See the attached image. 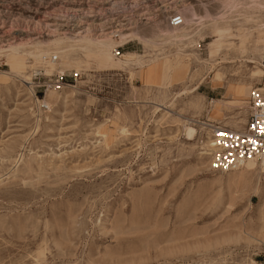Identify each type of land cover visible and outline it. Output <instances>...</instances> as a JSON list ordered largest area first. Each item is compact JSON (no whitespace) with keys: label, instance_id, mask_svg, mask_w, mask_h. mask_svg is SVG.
I'll return each mask as SVG.
<instances>
[{"label":"rangeland","instance_id":"1","mask_svg":"<svg viewBox=\"0 0 264 264\" xmlns=\"http://www.w3.org/2000/svg\"><path fill=\"white\" fill-rule=\"evenodd\" d=\"M114 1L0 0V264H264V167L211 170L199 124L243 128L264 0H184L177 30L143 16L122 57L81 41L112 38ZM135 53L149 75L117 61ZM33 68L81 77L37 91Z\"/></svg>","mask_w":264,"mask_h":264},{"label":"built area","instance_id":"2","mask_svg":"<svg viewBox=\"0 0 264 264\" xmlns=\"http://www.w3.org/2000/svg\"><path fill=\"white\" fill-rule=\"evenodd\" d=\"M182 1L184 0H115L113 10L116 11L112 14L108 13L111 16L102 22V24L108 22L112 24H106L107 26L103 31H114L110 34L113 35V38H118L120 33L130 29L136 23V19L149 14L151 17L148 18H154L155 16L152 17V15L158 16L163 8L167 9L168 13V21L165 27L170 30H177L186 22L185 13L178 10L175 5ZM113 18L117 19L112 20ZM120 19L124 20L119 21ZM119 23L124 25L115 27ZM109 26L111 27L108 28ZM0 44H7L4 46L7 48L9 43ZM124 45L116 47L115 55L122 57L123 53L120 48H123ZM49 59L52 63L57 62L55 55ZM31 72L33 85L37 91L44 89V92L48 88L62 91L76 86L79 77H81L79 73L66 70H55L50 75H47L46 69L42 68H33ZM42 80L44 81L42 82ZM248 103L249 112L243 128L234 129L210 120H206L207 124L202 126L209 132L212 139L209 153L211 170L228 172L248 161H264V87L252 88Z\"/></svg>","mask_w":264,"mask_h":264},{"label":"bare ground","instance_id":"3","mask_svg":"<svg viewBox=\"0 0 264 264\" xmlns=\"http://www.w3.org/2000/svg\"><path fill=\"white\" fill-rule=\"evenodd\" d=\"M121 20H124V19H120L119 21H121ZM185 24H186V22H185ZM119 25H124V24L123 23L122 24L119 23V24L115 25V27L116 26H119ZM182 27H184V26H182ZM181 28H179V29H181ZM113 32L114 31H111V33H113ZM121 34L122 33H120V35H119L118 38H113V35L112 34H109L110 36H112V38L109 39V40H97V41H93L91 39H88L86 37H83L81 39V41L86 42L88 45H94L97 48L98 54L100 53L102 55H108L110 53L111 49H113L115 46L118 47V46L124 45V44L128 43L129 41H131V38L128 37L129 36L128 34H126L125 36H121ZM78 41L80 42V40H78ZM220 43H221V40H219V42H218V44H219L218 47H220ZM116 47L113 49L114 51H115ZM10 49H11V51L14 54L20 53L19 52V49L16 46H14V47L12 46V47H10ZM85 49L87 51H89V52H92L91 49H89L88 46ZM3 50H5V49H3ZM144 57H146V55H142V54H138V53L130 54V55L129 54H126V57L125 58H117V61L119 63H122L124 66H133L134 69H135V66H137V67H139V68H141V69L144 70V69H146V67H149V65L151 63L157 62L158 59H159V58L151 59V60H149V62L151 61L150 63L149 62L146 63L145 62L146 60L143 59ZM248 61H251L252 62V60H250V59H248ZM197 87L198 86H196L194 89H197ZM199 124H200V126H203L204 124H207V123H199ZM184 132H185L184 133L185 136H187L188 139H193L195 137L196 130H195V128L193 126L188 125V124H185L184 125ZM211 142H212V139H211V137L209 135V132H207V136H204V139L201 140V144L203 145V148H205L206 153H207L208 156H209L210 149H211ZM248 162H251V163H261V165L264 167V161H261V162L248 161ZM248 162H245V163H248ZM242 166H240V167H242ZM240 167H238L236 169H233L231 171H235V170L239 169ZM231 171H228V172H231ZM224 173H227V172H224Z\"/></svg>","mask_w":264,"mask_h":264},{"label":"crops","instance_id":"4","mask_svg":"<svg viewBox=\"0 0 264 264\" xmlns=\"http://www.w3.org/2000/svg\"><path fill=\"white\" fill-rule=\"evenodd\" d=\"M146 69L142 70V72L146 71ZM144 73H145V75H149V72L148 73L144 72ZM138 79H139V77H138Z\"/></svg>","mask_w":264,"mask_h":264}]
</instances>
